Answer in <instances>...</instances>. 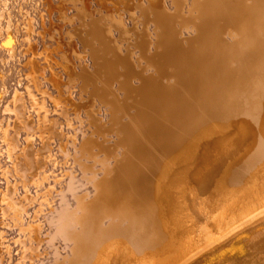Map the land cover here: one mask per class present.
<instances>
[{"label":"bare ground","instance_id":"1","mask_svg":"<svg viewBox=\"0 0 264 264\" xmlns=\"http://www.w3.org/2000/svg\"><path fill=\"white\" fill-rule=\"evenodd\" d=\"M45 2L6 90L0 0V264H264V0Z\"/></svg>","mask_w":264,"mask_h":264},{"label":"rangeland","instance_id":"2","mask_svg":"<svg viewBox=\"0 0 264 264\" xmlns=\"http://www.w3.org/2000/svg\"><path fill=\"white\" fill-rule=\"evenodd\" d=\"M3 1V0H2ZM5 1V0H4ZM6 1H8V8L11 10V11H16V12H22V14H21V12L19 13V16H22L21 18L24 20V22L26 21L27 22V20L28 19H32L33 20V24H34V26H37V25H39L40 23H41V20H42V18L43 17H46V18H44V21L46 22V21H49V19L48 18H50L49 16V14H47L48 12L46 11V10H44L45 9V0H22V1H20V0H16V2H17V7H16V5H15V3L13 2V0H6ZM43 1V2H42ZM24 2V3H23ZM27 2V3H26ZM42 2V3H41ZM44 3V4H43ZM14 5V6H10V5ZM23 4V5H22ZM39 4H41L40 6H39ZM43 6H44V8H43ZM18 8V9H15V8ZM24 7H26V8H24ZM32 7V8H31ZM36 7V8H35ZM42 7V8H41ZM12 8V9H11ZM22 8H23V10H22ZM30 8V9H29ZM35 8V9H34ZM27 9H28V11H27ZM33 10V11H32ZM35 10H36V12H35ZM39 10V12H37ZM43 12V14H41L42 12ZM33 12V13H32ZM41 12V13H40ZM40 13V14H39ZM47 15H46V14ZM33 16H32V15ZM41 15V17H37V16H40ZM43 15H45V16H43ZM24 16V17H23ZM25 17H27V18H25ZM23 20H20L21 22L19 23V26H18V28H17V30L16 31H14V40H13V42L14 43H12L11 45H10V49H8V50H10L9 52H10V54H9V52L7 51V50H5L6 51V53H7V56L9 57V58H7V61L9 60V67H6V72H4L5 74H4V76H5V81H6V85H5V89L6 90H9V88L11 87V83H12V81H14L15 82V77L17 76V74H19V72H20V74H21V78L22 79H24L25 80V73L22 75V73L23 72H25V71H22V69L20 68L19 69V66H18V62H19V60L20 59H23V57H25V55L26 54H24V51L27 49V43L26 42H24V40L25 39H23V35H24V33L23 32H25L26 33V30L24 29V27L26 26L25 24H26V22L24 23L23 22ZM20 24H22V25H20ZM41 25V24H40ZM20 26H23V27H20ZM19 28H20V30H22L21 32L23 33H21L20 31H19ZM25 30H23V29ZM16 33H19V34H16ZM21 33V34H20ZM18 35V36H17ZM21 36V37H20ZM34 36H36V34H33L31 37H30V39H34ZM19 37H20V41H19V43H18V40H19ZM26 36L24 35V38H25ZM38 37H40V36H36V40L34 39V41H38V42H40V43H37V46L40 48V46H42V44H44V43H48L47 45H49L50 44V42H47L48 41V38H46V35H45V39L43 38H39L38 39ZM23 39V40H22ZM41 39H42V41H41ZM47 39V40H46ZM21 40H22V42H21ZM44 42V43H43ZM23 43V44H22ZM26 43V44H25ZM42 43V44H41ZM39 44V45H38ZM25 46H26V49H25ZM8 48V47H7ZM42 48V47H41ZM23 49H25V50H23ZM22 53H23V55H22ZM29 53H27V55H28ZM11 59V60H10ZM11 61V62H10ZM13 63V64H12ZM16 65V66H15ZM23 67V66H22ZM7 68H8V70H7ZM15 70V71H14ZM18 70H21V71H19L18 73H17V71ZM15 72V73H14ZM6 73H7V75H6ZM14 77V78H13ZM12 78V79H11ZM13 82V83H14ZM37 95H39V94H37ZM39 97V96H38ZM34 116V120H36L35 118H36V116L35 115H33ZM22 133V135H23V133L24 132H21ZM20 133V134H21ZM22 135H20V138L22 137V139L24 138V136H22ZM24 140V139H23ZM23 140H20V144L22 145V143H23ZM22 141V142H21ZM4 141L0 138V159H2L3 160V163L2 162H0L1 163V165L3 166L5 163L6 164H9L8 162H7V160H6V158L4 157V156H6V154H4V150H1V149H3L4 148V143H3ZM2 147V148H1ZM5 159H4V158ZM53 157H55V156H53ZM46 159L48 160V157L47 158H44V161H46ZM49 159L51 160V158L49 157ZM1 160V161H2ZM6 160V161H5ZM53 161L54 160H52V161H49L48 160V162H46V166H47V163H48V166H50L49 165V163H51V166H52V163H53ZM10 165V164H9ZM46 167L47 168V173H48V168L49 167ZM53 167V166H52ZM52 167L51 168H49L50 169V171H51V169H52ZM46 168H45V170H46ZM12 169V168H11ZM44 170V171H45ZM36 177V176H35ZM32 178V177H31ZM38 178V179H37ZM48 177L46 176V178H45V183H44V180L43 179H41V181H40V174H39V172H38V175H37V177L35 178V180L37 179V180H39V184H41L42 182H43V184H41V185H43L42 187H45V184H47L46 183V180H48L47 179ZM43 180V181H42ZM33 182H36V181H34V180H32V184H34V185H36V183H33ZM41 182V183H40ZM49 182V181H48ZM29 183L31 184V181H29ZM29 184V185H30ZM32 184L30 185L31 186V188H33L34 189V185L32 186ZM41 185H39V187H41ZM35 189H37V188H35Z\"/></svg>","mask_w":264,"mask_h":264}]
</instances>
